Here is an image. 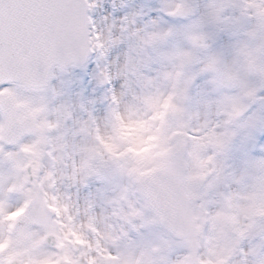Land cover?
<instances>
[{"label": "snow or ice", "instance_id": "snow-or-ice-1", "mask_svg": "<svg viewBox=\"0 0 264 264\" xmlns=\"http://www.w3.org/2000/svg\"><path fill=\"white\" fill-rule=\"evenodd\" d=\"M0 264H264V0H0Z\"/></svg>", "mask_w": 264, "mask_h": 264}]
</instances>
